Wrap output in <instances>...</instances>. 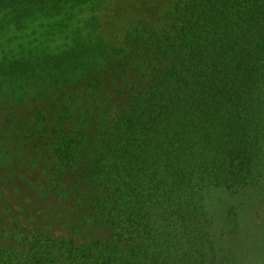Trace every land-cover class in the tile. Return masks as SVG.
<instances>
[{
  "label": "trees",
  "instance_id": "16d2710c",
  "mask_svg": "<svg viewBox=\"0 0 264 264\" xmlns=\"http://www.w3.org/2000/svg\"><path fill=\"white\" fill-rule=\"evenodd\" d=\"M37 1L0 0V39ZM85 38L0 53V264H236L264 194V0ZM23 191L63 212L57 235Z\"/></svg>",
  "mask_w": 264,
  "mask_h": 264
},
{
  "label": "rangeland",
  "instance_id": "374dc122",
  "mask_svg": "<svg viewBox=\"0 0 264 264\" xmlns=\"http://www.w3.org/2000/svg\"><path fill=\"white\" fill-rule=\"evenodd\" d=\"M174 1L70 0L66 3L62 0H38V13L23 16L18 29L9 28L5 36L1 35L0 53L5 56L8 51L10 55L40 57L46 50L62 52L89 47L93 41L86 39L87 36L103 35L106 41H112L129 22H154ZM79 36L82 40L78 39ZM20 195L39 224L57 235L64 227L63 212L47 205L49 203L42 204L27 192L23 191ZM258 199V202L242 199L247 209L244 215L248 219L252 217L254 223L245 225L239 242L234 244L238 255L236 264H264V202L260 201H264V194ZM9 221L10 218L1 219L5 224Z\"/></svg>",
  "mask_w": 264,
  "mask_h": 264
}]
</instances>
